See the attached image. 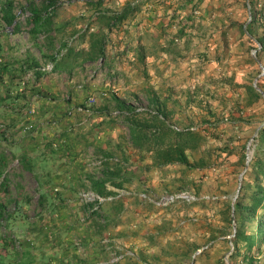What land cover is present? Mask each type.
I'll use <instances>...</instances> for the list:
<instances>
[{
	"label": "rangeland",
	"instance_id": "obj_1",
	"mask_svg": "<svg viewBox=\"0 0 264 264\" xmlns=\"http://www.w3.org/2000/svg\"><path fill=\"white\" fill-rule=\"evenodd\" d=\"M2 1L0 0V4ZM26 1L14 0L15 11H18L17 17L23 25V34H27L29 24L26 23V17L22 16L20 6L21 4H25ZM59 1L61 2L60 7L63 12L77 11L79 14L87 10L84 2L81 0ZM154 1L157 5L155 7L156 15L154 20L157 23H161L164 20L161 17L163 15L162 11H167V14L171 13L179 0ZM196 1L197 6L193 10L192 4L188 8L192 11L193 19H191V22H188L180 36L174 37L175 35H173L180 22L174 21V24L168 27L172 36H167L166 38L172 37V42L169 50L166 51L167 81L165 82V92L168 93V97L165 99V110L168 112V118L164 120L180 126L194 125L196 128H199L203 125L201 122L200 107L203 106L204 100L208 99L214 109L221 113L215 124L217 126L216 131L221 135V139L213 136V134L209 135L207 145L214 147L228 143V145L235 147L233 148L234 151L232 153L228 152V154L227 150L223 151L220 156L221 159L223 157L226 160L223 166H220L217 162L208 167L194 169H185L183 166L176 164H168L164 170H158L152 167L150 170L143 171L141 175L138 174L123 186L132 187L137 190L147 189L155 192L180 187H188L196 190V186H199L198 194L210 193L216 195V197L196 203L176 204L166 208H160L146 203L136 195L119 197L120 199H124L122 200L123 203L131 202V205L129 204L124 207L120 212L123 218H118V223L125 220L124 222L127 224V230L120 237H113L108 231L112 226H109L102 231L101 236L92 240L91 243H86L87 240H85L86 242H83V240L81 242L79 239V242L76 243V238H80V231L76 227L74 229L78 232L66 230L65 236H62L64 237V240H62V251H68L67 253H71L72 257L76 253L74 254L75 263H80L79 261L81 260L82 262L80 264H142L143 261L149 263H159L166 260L187 261L191 259L192 254L197 248L208 244L207 247L195 255L193 264H216L221 258L226 260L227 254L232 249L230 238L233 236L234 222H229V219L224 218L223 203H225L226 199L230 198L232 200L236 192L240 179L236 164L239 161V155L244 151L245 154H248L249 158L251 157L254 136L258 126L264 122V93H261L260 98L254 100L251 105H245L243 107V110L253 115V117L249 122L241 123L235 107L236 104L234 105V97L237 94H233L231 88H228L226 83H222L221 79L223 75H233L234 81L239 83L252 82L253 84L254 80L256 82L258 77L264 75V67L261 62L255 59V53L253 54V51H256L260 47V44L254 37L249 35L245 28L246 24L250 21L248 17H251L248 0ZM120 4L121 0H113L110 6ZM256 5L260 11V16L264 20V0H256ZM26 9L29 11L28 8ZM86 17L88 15L81 22L85 23ZM2 26L6 29V32H10L11 26ZM241 28L244 30V33ZM3 57V54L0 53V63H3ZM251 58H254V61ZM91 73L92 69H89L86 75L89 77ZM22 75L23 72L19 80L20 85L17 87L19 89L18 91H23L24 85L27 82L22 84ZM35 75L36 73L29 80L33 81ZM103 75L104 73L101 72L95 77L88 78L92 79L97 77L99 79L98 84H96L97 88L93 90V96L95 98L93 107L99 108L103 103H108L110 111H106L102 116L104 121L101 124L114 122L116 126L117 124L119 125L121 131L122 129H126L123 120L124 117L112 113L115 107H113L110 99L103 94L102 88L99 87V82L102 80ZM76 85L77 87L78 85L81 86V83ZM238 90L244 94V87H239ZM66 94L68 93H64L63 99L71 100V96L69 94L66 96ZM34 96H36V92ZM127 99L133 105L141 104L150 110H155L154 105L150 104V100L144 94H132ZM159 100L160 102L163 101L160 98ZM17 101L16 111L21 112L20 109L24 105L21 104V97ZM81 102H71L68 108L71 105ZM2 106H6V111H0V130L3 127L2 131H0V133L2 132L0 134V149L4 148V138L9 137L8 135L11 133L9 132L11 122L8 112L13 110L6 103H2ZM74 112L77 111H72L68 114L70 115ZM80 113L83 114L78 119H81V122L85 121L88 123V116L92 118L97 116L96 114L99 112L94 110L91 114ZM51 121V119H48V122ZM26 124L31 125L26 130H31L32 123H24L23 127ZM116 135L119 137V133ZM243 144H245V147L241 148ZM112 145H110V148L113 147ZM115 148L116 146H114ZM80 152L88 154V146L83 151L82 149L78 150V153ZM201 153L202 150H197L190 157L196 158ZM93 154L90 156V163L94 157ZM99 155L100 153H96V156ZM226 156L228 159H226ZM111 157L120 159V151L116 149L114 156ZM132 158L136 159L137 154L131 152L128 159L130 168L141 170V164L137 161L133 162L134 160H131ZM220 158L218 157L216 161H219ZM212 159L214 160V154ZM146 161H148L147 158L142 160L141 163H146ZM87 162L88 159L86 160V167H88ZM103 164L104 161L101 167ZM90 165L96 171L100 172L102 169L98 165L92 163ZM136 165L139 167L136 168ZM32 166L34 169L38 168L36 162ZM19 169H21L20 160L17 161L16 158L9 159L6 171L11 172ZM27 181V188L31 191L30 197H34L35 199L36 182L32 177H29ZM107 183L112 184L109 181ZM87 186V180H84L78 189L76 185L75 192H73L74 198L78 200L79 189ZM89 186L92 187L91 185ZM56 188L54 191H59V188ZM129 197L130 199L125 200V198ZM83 211L84 213L81 211L80 216H77L75 219H87L88 216L85 215L89 214L85 212V208H83ZM35 213L36 211L34 209L27 211L30 217L34 216ZM99 220H104L103 215H100ZM5 226L7 225L0 224V231L2 233L5 232ZM18 230L19 227L15 226L12 233H10V237H14V240H16L15 243L17 244L20 242L18 243V236L14 233ZM83 233L85 234L86 231H83ZM18 234L24 233L19 231ZM105 234L110 236V243L112 245L118 243L126 248L132 249L134 254L124 257L117 262H108L109 251L107 247H103L105 242L102 241ZM211 234L214 235L213 238H209ZM52 246L55 245L51 241L50 245L45 247L44 251H53L55 247L52 248ZM40 252L42 251L40 250ZM51 254L53 253L51 252Z\"/></svg>",
	"mask_w": 264,
	"mask_h": 264
},
{
	"label": "crops",
	"instance_id": "obj_2",
	"mask_svg": "<svg viewBox=\"0 0 264 264\" xmlns=\"http://www.w3.org/2000/svg\"><path fill=\"white\" fill-rule=\"evenodd\" d=\"M123 3L125 0H121V4ZM84 4L87 8L85 12L78 14L77 11H65L56 20L55 25L71 21L65 31L77 29L81 21H84L82 19L91 13V9ZM156 6L154 0H143L134 17L122 23L116 30L119 39L117 44L115 43L113 48L107 45L106 58L108 63L111 62L116 68V74L112 75L113 68L106 67L99 87L109 99L111 93L125 99L137 93L144 94L149 100L160 98L163 100L161 102L165 103L168 97L165 92L166 51L159 49V46L165 45L166 34L162 33L165 24L154 20ZM162 13L165 15L167 11L163 10ZM161 17L163 18V15ZM95 27L98 28V24H95ZM9 31L6 32V29L0 26V53L4 56L3 63H0V111H6V106H2V103L13 108L8 112L11 126L10 131H7L11 133L9 137L4 138V148L0 149V161L4 163L0 176L3 178L0 183V209L4 210L5 215L0 217V224L7 225L4 233L0 231V264H80L82 260L80 263L74 262L76 253L72 257L68 251H62V236H65L66 230L78 232L74 229L76 227L80 231L81 235L76 238V243L79 240L91 243L101 234L96 233L97 228L95 230L92 216L87 219H75L80 216L81 211L84 213V205L79 196L78 200L74 198L73 192L76 185L78 189L84 180L88 181L89 186L90 177L103 176L101 171L107 170V165L112 163H104L99 172L90 165V156L92 153L94 156L96 153L102 155L100 151L109 150L110 145L117 142L116 134L121 128L114 122L101 124L105 113H97V116L92 118L88 116L87 123L78 119L83 113L74 112L69 115L66 112L71 102H83L87 97L93 96L99 79L87 78V69L93 66L92 61L86 60L84 68H80L74 59H63L59 69L36 75L33 81L26 82L23 91L18 92L17 87L20 85L24 67L43 61V52L46 49L41 44V33L35 38L29 32L23 34L22 24L19 31L12 32L11 28ZM62 34L56 33V38H61ZM75 45L87 48L88 35L83 40L79 39L78 43L76 41ZM142 45L145 46V57L140 59L138 54ZM115 53L117 54L114 55ZM80 83L81 86L77 87L76 84ZM64 93H68L72 99H63ZM20 97L21 104H24L21 112L16 111ZM93 112L92 109L91 113ZM48 119L52 121L48 122ZM24 123H32V129L24 130ZM2 129L3 127L0 131ZM86 146L88 154L78 153L80 149L85 150ZM11 158L20 160L21 169L6 171ZM35 162L38 164L36 169L32 166ZM135 172L137 175L142 174L141 170ZM29 177L36 182L35 199L30 197L31 191L27 188ZM54 187H58L59 191H54ZM127 199L130 197L125 198ZM110 203L101 205L97 213L117 219L108 231L113 237H120L127 230V224L125 220L118 223V218H123L120 213L122 210L114 215ZM129 204L131 205V202L123 203V208ZM30 209L36 211L34 216L27 214ZM15 226L19 227L14 233L18 236L19 244L15 243L14 237H10ZM19 231L24 234H18ZM25 239H28L29 243H26ZM51 241L55 245L52 246L55 247L51 251L53 254L44 251ZM103 247L106 248V245Z\"/></svg>",
	"mask_w": 264,
	"mask_h": 264
},
{
	"label": "trees",
	"instance_id": "obj_3",
	"mask_svg": "<svg viewBox=\"0 0 264 264\" xmlns=\"http://www.w3.org/2000/svg\"><path fill=\"white\" fill-rule=\"evenodd\" d=\"M111 1L113 0H83L91 9V13L88 14L85 23L82 22L83 24L81 23L77 29H71L70 32H66L65 28L71 21L58 26L55 25L56 20L63 13L59 0H27L25 4H21V10L28 8L30 11V14L26 17V23L29 24L27 31L33 38L38 37L40 33L43 34L41 44L44 45L46 51L43 52L44 59L41 62L46 60L53 62L51 71L41 72L36 70V75L39 76L40 73H48L59 69L61 60L67 58L78 62L80 68H84L86 60L92 61L93 66L89 68L92 69L90 78L95 77L98 73H104L106 67L108 69L113 68L112 75H115L116 68L112 66L111 62L108 63L109 60L106 58L107 45H110L111 48L115 46L114 44L119 40L116 30L122 23L134 17L143 0H125V3L115 6L108 5ZM196 3L195 0H179L171 13L163 14L164 20L162 22L165 24V29L162 33H165L166 37L172 36L168 27L174 24V21H178L180 24L173 35H175L174 37L180 36L188 22L193 19L192 11L188 8L192 4L193 10L197 6ZM248 4L251 19L245 28L249 35L254 37L260 44V47L255 51V59L261 62L264 67V20L260 16L256 0H248ZM17 16L18 11H15L14 0H3L0 4V24L11 26L12 32L19 31L21 22ZM95 24H98V28L95 27ZM241 30L244 33L242 28ZM59 32L63 34L61 38H56V33ZM86 35H88V47L76 46L75 42L78 43L79 39L83 40ZM171 42L172 37L165 38V45L161 44L159 49L168 51ZM41 44L39 47H41ZM56 44H58L57 47H55ZM140 47L141 52L138 56L143 59L145 57V46ZM251 60L254 61V58H251ZM38 64L39 62L33 63V66L24 67L23 72L26 68L35 67ZM89 69H87V72ZM89 77L87 76V78ZM221 80L222 83L227 84L228 88H231L233 94H237L234 97V105L236 104L235 107L240 122H249L253 115L246 113L243 107L251 105L254 100L260 98L261 92L257 86L264 93V75L256 79V86L252 82L239 83L234 81L233 75H223ZM239 87H244V94L238 90ZM110 101L113 107L125 111L123 120L126 129L119 132L118 140L113 143V147L109 150L100 151L106 157L104 163H112L107 165V170L101 171L102 177H90L91 186L100 192L106 191V181L117 186H123L137 176L135 172L137 170L130 168L128 161L131 152L137 154L134 162L137 161L141 164V172H143L150 170L152 167L164 170L168 164L181 165L185 169L204 168L217 162L220 166H223L226 161L225 158H220L223 151L227 150V154L234 151L233 148L235 147L228 145V143L214 147L207 145L209 135L213 134V136L221 139L215 125L221 113L214 109L208 99L204 100L203 106L200 107L203 125L199 128H189L190 125H184L180 130L172 128L164 120L168 118V112L165 110V103L160 102L158 98L150 99V104L154 105L156 110L154 113L147 109L136 110L135 105L128 99L115 93H111ZM93 105L94 103L92 104L93 111L96 110L99 113L110 111L109 104L106 102L99 108H94ZM114 146L121 154V158L117 161L109 158L114 156ZM244 147L245 144L241 146V148ZM197 150H202V153L196 158H191L190 155ZM213 154L214 160L212 159ZM218 157L220 160L216 161ZM145 158L148 161L142 164L141 161ZM245 162L246 154L242 151L239 155V161L236 162L238 172L243 171L238 181L240 186L236 197L233 203L230 198L223 203L224 218L229 219V222L233 221L235 226L233 236L230 238L232 249L227 254L226 260L221 258L216 264H264V122L257 128L251 157L247 164ZM3 164L0 161V176ZM136 166V168L139 167ZM2 180L3 178H0V183ZM198 189L199 186H196V190H193L198 193ZM204 200V198H201L193 203ZM110 204L114 215H117L123 209V201L120 198L111 201ZM232 205L234 207L233 214L231 211ZM3 212L4 210L0 209V217L5 216ZM90 216L94 219L93 224L96 225L95 230L97 228L96 233L98 234H101L102 230L114 225L117 221L115 217H106L105 215L103 216L104 220L100 221V215L96 210L91 211L88 217ZM213 236L211 234L209 238H213ZM11 238L13 239V237ZM25 242L29 243L28 239H25Z\"/></svg>",
	"mask_w": 264,
	"mask_h": 264
},
{
	"label": "built area",
	"instance_id": "obj_4",
	"mask_svg": "<svg viewBox=\"0 0 264 264\" xmlns=\"http://www.w3.org/2000/svg\"><path fill=\"white\" fill-rule=\"evenodd\" d=\"M65 2V1H64ZM67 2V1H66ZM264 11V7H263ZM30 14V11H27V9L22 10V16L27 17ZM53 69V62L51 60H46L44 62H40L35 67L26 68L23 72L21 82L22 84L29 80V78L33 75L36 70L39 71H51ZM80 86V85H78ZM95 98L94 96H89L84 102L77 103L75 105H71L68 108V113L72 111L77 112H84L86 114H89L92 112V104L94 103ZM135 109L142 111V110H150L146 108L144 105L137 104L135 105ZM151 112H156V110H150ZM123 109L115 108L112 110V113L114 115L122 117L124 114ZM160 117H162L160 114H158ZM172 128L176 130H180L182 126L176 124V123H169L167 122ZM1 126V125H0ZM31 125L26 124L24 126V130L30 128ZM189 128H195L194 125H190ZM112 160H119L117 157H109ZM106 159L105 156L99 155L94 156L91 159V163L101 166L103 161ZM106 192H100L90 186L83 187L79 189L78 195L80 201L83 203L85 212L89 214L91 211L99 210L101 205L111 202L115 200L116 198L122 197V196H131L136 195L138 196L142 201L152 204L156 207L160 208H166L170 207L172 205L181 204V203H193L198 199L204 198V199H214L216 195L210 194V193H204V194H198L194 190L188 188V187H180L177 189L172 190H161L159 192H155L152 190L147 189H134L132 187L127 186H115L110 183H106ZM57 188L54 187V190ZM110 236L108 234H105L102 241L105 242L106 247L109 251V258L108 262H117L124 257L132 256L134 254V251L132 249L126 248L118 243L111 244L110 243ZM208 244L201 246L197 248V250L192 254L191 259L187 261H177V260H166L159 263H149L147 261H143L142 264H193V259L195 258V255L198 254L202 249L207 247Z\"/></svg>",
	"mask_w": 264,
	"mask_h": 264
},
{
	"label": "water",
	"instance_id": "obj_5",
	"mask_svg": "<svg viewBox=\"0 0 264 264\" xmlns=\"http://www.w3.org/2000/svg\"><path fill=\"white\" fill-rule=\"evenodd\" d=\"M251 19V17L249 16L248 17V20H250ZM248 20H247V22H248ZM255 53V51H253V54ZM253 85L254 86H256V82H255V80L253 81ZM257 88H258V90L263 94V91H262V89H260L258 86H257ZM248 159H249V156H248V154H246V164H247V162H248ZM242 172L243 171H241L240 173H239V178H241V174H242ZM239 186H240V183H238V186H237V188H236V192H235V194H234V196H233V198H232V203H233V200L235 199V197H236V194H237V191H238V188H239ZM233 209H234V207H233V205L231 206V211H232V214H233ZM233 228L235 229V226H234V224H233Z\"/></svg>",
	"mask_w": 264,
	"mask_h": 264
}]
</instances>
